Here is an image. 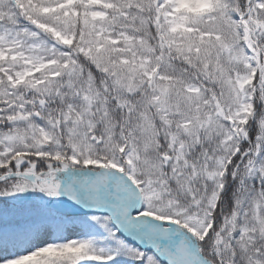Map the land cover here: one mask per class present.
<instances>
[{
	"label": "snow or ice",
	"instance_id": "obj_1",
	"mask_svg": "<svg viewBox=\"0 0 264 264\" xmlns=\"http://www.w3.org/2000/svg\"><path fill=\"white\" fill-rule=\"evenodd\" d=\"M0 264H264V0H0Z\"/></svg>",
	"mask_w": 264,
	"mask_h": 264
}]
</instances>
